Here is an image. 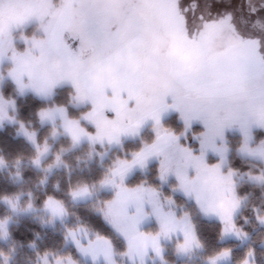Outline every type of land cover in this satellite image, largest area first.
I'll return each mask as SVG.
<instances>
[{"label": "rangeland", "instance_id": "374dc122", "mask_svg": "<svg viewBox=\"0 0 264 264\" xmlns=\"http://www.w3.org/2000/svg\"><path fill=\"white\" fill-rule=\"evenodd\" d=\"M97 2L101 0H72L71 4L69 0H0V86L8 79L13 83L17 95L32 94L44 101L50 100L57 89L70 86L73 91L71 107L86 109L76 119L69 117L66 107L53 105L43 110L54 113V119L42 120L39 117L41 125H48L52 129L48 137L51 142L43 144L46 150L41 153L39 163L48 154L52 144L61 137L68 138L70 142L66 150L82 145H88L91 149L104 147L106 152L103 157L124 141L150 139L139 151L132 154L130 160H115L113 169L100 184L79 187L70 193V200L74 204L97 200L101 192L113 194L98 210L113 232L123 241L125 252L116 254L109 240L77 227L67 229L66 233V245L73 248L77 260L73 256L46 255L40 258L39 264H169L164 259L165 248L173 243L175 258L191 261L196 257L197 243L191 244L186 251H179L177 248L178 242L184 241L181 229L187 228L189 220L192 225L193 214L189 206L193 205L202 218L221 223L217 215L207 214L206 210L213 208L227 214L232 212L235 205V211L232 212V220L235 221L241 203L237 193L238 184L242 181L251 184L264 182L262 173L237 174L227 169V160L221 162L218 152L209 146L214 145L215 149L223 151L227 149V134H239L242 143L239 154L248 161L261 163L264 172V137L256 134L259 131L264 132V57L257 53V48L264 44V16L253 15L254 10L264 8V0H182L188 9V27L193 33L200 29L201 17L205 21L213 20L218 23L205 28L203 37H198L188 51L185 50L180 29L173 25L172 42L168 47L181 56L186 64L196 65L208 72L203 98L204 106L209 109L206 115L214 124L234 121V126L225 130L224 140L210 132L207 137L199 134L191 141L181 144L180 139L185 138L184 128L182 135L175 136L179 140L168 135L155 145V150L160 155H151L147 159L138 154L142 149L153 145L154 123L151 119L135 135H118L116 130L126 128L129 119L138 114L133 111L138 106L137 98L139 108L144 111H150L155 106L156 89L160 86V81L150 76L141 79L148 72V68L140 66L136 73L129 74L126 78L121 77L119 70L115 73L90 71V62L95 59L98 65L103 64L104 57L92 52L88 46L67 57L62 71L60 66L54 64L61 50L50 39L52 31L60 25L75 26L79 7ZM102 2L120 4L124 0ZM170 13L171 9L159 10L163 24H173ZM45 29L49 30L47 35ZM25 38L28 40L27 48ZM39 41L48 43L41 45ZM13 57H22L23 66L16 63ZM114 67L118 69V66ZM13 72L17 75L23 72L21 78L25 85L38 80L46 94L38 96L31 88L21 93L13 82ZM29 73L33 74L34 80H29ZM72 73H75L79 84V93L72 86ZM53 83L55 87H52ZM129 88L134 90L135 95L132 101L124 103L128 100ZM78 95L84 98L77 99ZM166 102L171 104L174 101L168 96ZM117 105H122L119 117L111 111ZM13 108V101L5 99L0 93V128L6 124H17L19 135L36 145V133L15 121L8 113ZM188 115L193 124L199 125L195 111L189 110ZM173 116L180 121L177 113L171 111L165 113L162 119L164 121ZM241 126L250 131L251 138L247 147L251 155L242 152L244 139ZM161 134L166 135L164 128L161 129ZM109 139H112V143H109ZM201 144L204 145L203 148ZM202 152L208 166L206 168L198 159L193 158L201 156ZM153 163L157 164L156 179L160 182V191L146 185V181L135 186L127 184L134 173L145 174ZM218 163L221 164L219 169L213 167ZM178 174L185 178L186 188L193 191V195L185 194V189L177 179ZM233 180L236 185L235 195L229 190L230 181ZM85 188L87 194L73 195L83 192ZM91 188H96V191L92 192ZM197 195L200 203H197ZM29 211L33 209L26 207L20 210V214ZM43 213L48 218L46 225L52 227L57 223L63 224L65 220L63 206L53 199L47 201ZM261 220H264V215ZM9 223L10 219L0 220L1 243L9 239ZM165 223L168 225L170 238L160 236L159 244L163 252L162 256H157L152 251L151 238L161 232L162 224ZM260 225L264 226V223L260 222ZM225 227L223 225V229ZM236 233H239V237ZM229 239L239 242L246 240L236 226L233 232L223 234L221 241L226 242ZM251 259L249 257L246 261L253 264ZM10 260V256L0 253V264H10ZM228 260L229 255L224 256L221 253L211 257L208 263L226 264Z\"/></svg>", "mask_w": 264, "mask_h": 264}, {"label": "trees", "instance_id": "16d2710c", "mask_svg": "<svg viewBox=\"0 0 264 264\" xmlns=\"http://www.w3.org/2000/svg\"><path fill=\"white\" fill-rule=\"evenodd\" d=\"M0 93L14 103V108L8 113L15 121L35 132L37 142L36 145L32 144L20 136L17 124H6L0 128V220L10 219L7 228L9 239L4 243L0 242V253L11 257L10 264H39L40 258L46 255L73 256L76 259L73 248L66 245V233L67 229L77 227L109 240L116 254L124 253L123 241L98 210L113 194L101 192L97 200L74 204L70 200V193L79 187L100 184L113 169L115 160H130L132 154L150 139L124 141L103 157L106 152L104 147L91 149L88 145H82L66 150L70 142L68 138L61 137L52 144L48 154L39 163L41 153L46 150L44 145L51 142L48 137L52 132L50 126L40 124L39 113L55 105L66 107L69 117L76 119L86 109L71 107L73 91L70 86L57 89L50 100L44 101L32 94L17 95L13 83L7 79L1 84ZM163 128L175 136L184 132L182 123L174 116L163 121ZM201 130L200 125H196L184 139H180L181 144L191 141ZM256 134L264 137V132ZM241 145L239 134H227L226 168L237 174L262 173L264 177L261 163L248 161L239 154ZM156 166V163L151 164L145 174L134 173L127 184L135 186L146 181V185L160 191ZM91 191L95 192L96 188H91ZM237 193L241 203L234 223L245 237V242L231 239L222 242L223 225L217 220L202 218L196 208L190 205L192 225L199 245L196 257L191 261L177 260L173 243L165 248V261L169 264H209L211 257L227 251L230 254L226 264H243L249 258V252H254L251 259L253 264H264V226L258 220V217L261 219L264 215V182L251 184L242 181L238 184ZM49 199L56 200L63 206V224L57 223L53 227L46 225L48 218L43 209ZM26 207L33 211L20 214V210Z\"/></svg>", "mask_w": 264, "mask_h": 264}, {"label": "snow or ice", "instance_id": "6c2138e0", "mask_svg": "<svg viewBox=\"0 0 264 264\" xmlns=\"http://www.w3.org/2000/svg\"><path fill=\"white\" fill-rule=\"evenodd\" d=\"M72 0H69L71 4ZM161 8L171 9L170 19L172 25H165L161 22L159 17V10ZM188 9L183 5L182 0H124L120 4H110L97 2L83 4L77 10V21L75 26L60 25L51 33V41L55 43L57 49L61 50V54L54 61V64L60 66L63 70L64 60L71 57L77 51H82L86 46L90 47L91 51L104 57L103 64H97L93 59L89 64L90 71H100L115 73L119 70L121 77L126 78L129 74L136 73L140 66H146L148 72L145 73L141 79L145 77H152L160 81V86L156 89L155 106L150 111H144L139 108V100L137 98V108L133 109L138 113L129 119L126 128L117 129L118 135H135L143 124L151 119L154 123V142L152 146L142 149L139 156L147 159L151 155H160L159 151L155 150V145L162 139H166L168 135L175 137L174 133L167 134L165 129V136H162L161 129L163 128V115L167 112H175L179 116L185 128V137L188 131L195 129L196 125L192 123L189 117V110L197 113L196 119L201 127L200 136L207 137L210 132H214L221 140L225 138V130L234 126V121H223L213 123V121L206 115L209 111L204 106L203 98L206 92L205 81L208 77V72L201 70L196 65L186 64L183 58L171 51L168 45L172 42V26L180 29V36L185 41V50H190V47L197 42L198 37H203L204 30L210 24L218 23V21H205L201 17L202 25L200 29L193 33L188 27V19L186 16ZM253 15L264 16V8L256 9ZM230 19V18H229ZM46 35L48 29L44 30ZM28 40L25 38V45L27 48ZM41 45L48 43V41H39ZM14 47V41H13ZM162 49H164L162 51ZM257 53L264 57V44L257 48ZM13 60L23 66V58ZM114 65L118 66L114 67ZM23 72L17 75L16 72L11 74L13 82L17 85L19 91L23 93L27 88L38 96H44L45 89L40 85L39 81L25 85L22 80ZM72 86L79 93L80 87L75 79V73H72ZM29 80H34L32 73H29ZM55 87V83L52 84ZM135 95L134 90L128 89V100L124 103L132 101ZM171 96L173 103L166 102V98ZM84 97L78 95L77 99ZM122 105H117L111 108L117 117L120 116ZM66 111V110H65ZM41 119H54V113L48 111H41L39 113ZM243 133L244 147L242 152L252 153L248 150V141L250 137L249 129L241 126ZM75 139V137H74ZM89 139H94L89 137ZM179 140V137H175ZM112 143V139H109ZM214 151L218 152L221 162L227 160V149L223 151L215 149L214 145H209ZM203 148L204 145L201 144ZM201 162L205 168L208 167L203 152L199 157H193ZM38 163V161H37ZM217 169L221 164L213 166ZM234 175V173H232ZM163 179V176L161 177ZM181 187L185 189L186 195H193V191L187 190L185 185V178L177 175ZM258 179V178H257ZM230 192L232 195L236 193V185L234 180L230 181ZM87 194L85 188L81 193H74L73 195ZM197 203H200V197L197 195ZM236 206H233L232 212L235 211ZM207 214L217 215L222 225H226L222 229L223 234L233 232L235 229L234 220H232V212L227 214L216 211L213 208L206 210ZM55 214V213H54ZM227 216V218H226ZM259 222L264 223L258 217ZM184 235L183 243L177 244L179 251H186L191 244L197 243L195 236L194 225H191L190 220L187 228H182ZM170 238V231L168 225L162 224V230L151 238L152 251L157 256H162L163 249L159 244L160 236ZM239 237V233H236ZM143 236V234H141ZM197 246L198 243H197ZM147 254V246L144 249V255ZM229 252H224L222 255L227 256ZM249 257H254V252L248 253ZM245 264H249L248 261Z\"/></svg>", "mask_w": 264, "mask_h": 264}]
</instances>
